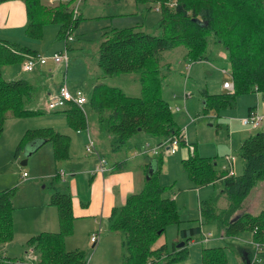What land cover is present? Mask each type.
Wrapping results in <instances>:
<instances>
[{
    "label": "trees",
    "instance_id": "obj_1",
    "mask_svg": "<svg viewBox=\"0 0 264 264\" xmlns=\"http://www.w3.org/2000/svg\"><path fill=\"white\" fill-rule=\"evenodd\" d=\"M8 1L23 3L27 17L26 37L39 39L43 24L57 23L66 50L67 37L83 19L82 14L77 13L80 0H67L54 7L43 3L47 0H0V3ZM75 1L76 5L70 6ZM128 1L146 5L145 10L157 7L156 34L137 30V25L106 28L97 46L96 64L104 76L135 73L140 94L128 96L118 87L98 82L86 94V104L97 115L101 130L111 134L113 148L118 149L131 135L141 131L157 140V145L170 143L176 134L178 142L185 143L182 128L174 125L172 111L160 96L165 71L162 68H167V64L160 61L161 53L172 47L184 46V57L189 62L207 59L209 42L219 45L217 51L220 46L225 48L233 90L213 94L203 90L204 105L208 98L215 108L229 107L236 95L254 87V92L264 95V0ZM36 55L37 52L27 46L0 38V134L7 117L38 114V109L24 107L32 95L31 82L25 78H3L2 66ZM62 111L69 126L86 129L87 118L83 110L69 105ZM46 141L51 143L55 160L68 158L69 136L52 127L25 130L16 149L23 147L27 149L26 153H31ZM238 153L243 162L242 170L234 174L229 173V168L216 167L208 157L197 156L190 148L182 162L187 177L194 187L220 181L226 205L218 208L215 196L199 201V223L186 228L177 227L170 252L163 246L151 248L165 226L180 223L172 198L162 196L165 186L153 179L160 163L159 154L154 156L152 164L148 163V167L152 165V172L148 179L144 178L142 188L128 194L122 205L112 207L107 217V228L121 233V264H168L182 260L187 255V244L200 233V224L203 223L216 225L221 230L222 241L237 238L245 232L249 243L239 246L224 242L201 248L200 264H226V249L244 255L247 264L255 263V253L264 257V207L255 213L240 210V204L255 186L264 182V131L245 137L239 144ZM13 193V189L0 191V244L13 237L10 217ZM49 202L57 208L60 229L29 236L25 248L38 257L34 263L25 264H85L82 249L65 250L63 247V236L70 232L72 219L69 195L54 190ZM180 240L183 245L176 247ZM9 260L11 258L0 254V264H14V259Z\"/></svg>",
    "mask_w": 264,
    "mask_h": 264
},
{
    "label": "rangeland",
    "instance_id": "obj_2",
    "mask_svg": "<svg viewBox=\"0 0 264 264\" xmlns=\"http://www.w3.org/2000/svg\"><path fill=\"white\" fill-rule=\"evenodd\" d=\"M66 1L47 0L43 3L47 7H54ZM72 5L75 6L76 1L70 4V6ZM77 6V13L82 14L83 19L79 21L77 28L72 31V40L67 42L66 62H60L57 66L54 65L56 63L53 62V64L50 60L47 64L45 62L41 69L49 73V75L47 73H39L35 70L36 66L32 70L23 71L22 65L24 61H13L2 66L3 78H25L31 82L32 95L29 101L25 102L24 107L38 109V114L35 115L17 118L7 117L3 123L2 134H0V191L13 189L14 192L10 200L13 237L9 242L0 244V254L6 255L11 260L14 259V264H25L30 261L34 263L37 261V254L33 251H31V254L25 248L27 237L24 236V233L28 232L32 224L37 220L34 217L36 212L34 211V204H40L49 193H52V185H55V183L59 184L58 189H62L61 192L67 191L64 181L69 177L68 174H71L68 169L72 167V161L82 163L84 160L93 161V159H96L97 163L96 151L105 161V171H108L111 169L110 165L112 163L122 160L125 162L124 168L132 171L136 180V184L135 180L133 181V190L130 193H136L142 186V184L140 186V182L143 183V178L147 174V161H150L154 155L158 154H154L155 151L153 152L157 147L156 145L154 147L148 146L149 144L153 145L150 135L142 131L129 137L118 149L113 148L110 142L111 134L101 130L97 122V115L84 103L82 108L87 116V126L93 144L91 151L87 152L84 148L83 140L85 128L78 129V134L72 126L67 124L66 115L62 108L53 111L45 109V100H43L45 87L60 85L62 83L61 78L63 79L64 76L67 84L79 87L84 94L89 93L95 82L118 87L128 96L140 94V86L135 73H118L110 76L101 74V70L96 64L97 46L101 40V33L109 27L137 25V30L151 35L156 34L157 8L145 10L146 5L136 4L132 1H121L120 4L113 5L111 0H80ZM58 27L57 23H45L41 26V38L32 39L25 37L24 42L15 43L20 46H27L31 50H36L39 56H50L54 52H61L64 50V39L59 36ZM0 34L2 35L0 37L3 38H7L4 35L10 36L9 34ZM217 46L219 45L209 42L207 59L192 62L185 59V47L182 45L164 50L161 53L160 61L167 64V68H162V71H165L163 72L160 85V96L175 112L171 114L173 123L182 127L185 143H180L177 140L176 149L178 147V150L175 154L163 150L164 146L169 145V143L165 142L159 145L162 147V154H159V168L154 173L153 179L159 185L165 186L162 196H173L172 200L177 208L178 217L180 216V223H171L165 226L161 235L151 245L153 249L165 246L166 250L170 252L172 240L176 237L177 227L186 228L199 223L197 201L205 198L197 197L198 189L196 188H201V197H203V193H208L206 199L210 196H215L218 208L226 205V199L221 193V187L218 183L215 186L207 184L194 187V184L184 171L180 151L186 150L187 155L190 146H195L196 150L198 149V153H204V157L214 161L216 167L224 165L226 162L225 156L231 157L234 167L233 172L238 174L242 170L243 163L238 153L240 141L247 135L264 130V118L258 126L254 127L243 125L240 121L248 113L247 106H255L258 114L264 116V103L261 101L264 98L260 93L252 92L237 96L235 98V106L231 108H215L208 98L206 99L207 104H203L202 91L205 90L209 94L218 93L217 87L222 81L221 77L227 76L228 74L226 75L225 73L230 71L226 57L217 55ZM220 51L226 54L225 48L221 46ZM222 69H225L226 72L222 73ZM54 70H56L57 74L53 78L52 73ZM63 73H65L64 76H62ZM185 93H189L190 96L184 98L183 94ZM212 114H215V116ZM220 124L222 127L219 126ZM223 126H226V130ZM40 127H52L59 133L69 135L71 146L67 159L55 160L52 156V146L49 141L42 143L28 156L24 152L27 149L23 147L16 149L17 143L25 130ZM228 134H231L232 138V146L229 150L226 147ZM175 136L178 139V135L176 134ZM75 137L78 139H75ZM138 138H141V140L136 144L135 140ZM141 141H143V145L145 142L148 143L145 144L147 150L138 153L139 142ZM148 151H151L152 154ZM75 154L77 155L76 160L73 156ZM78 157L83 160H78ZM58 169L67 171L65 176L58 178L59 180L53 177ZM22 172L26 173V176H24L26 178L21 176ZM62 179H64L63 182ZM44 184L45 186L43 187L42 185ZM254 201L255 203L251 208L248 207L247 201H243L240 204V210L249 209V211L251 210L255 213V211L262 209L264 207V186L254 196ZM118 204L120 203L115 205ZM54 210L56 209L54 208ZM53 212L56 219L57 214L55 211ZM97 218L99 219L98 215ZM73 220L74 218L72 217L70 219V232L67 235L71 232L72 234L68 236L67 241L64 239L66 234L63 236V247L65 250L78 247L80 243H86L89 239V225H85V222H90V219L84 217L76 219L75 222ZM101 221V226H96L95 231H100L99 234L101 235V243L104 244V249L96 251V247L91 245L92 242L89 243L83 250L86 259L85 264H121V233L119 231H110L105 225L107 220L106 222L105 219ZM77 222H79L78 226ZM74 223H76V226ZM220 236L221 230L216 225L200 224V233L194 236L192 241L187 244V255L185 258L168 264H200L201 248L221 245L224 242L239 246H245L249 243L248 234L245 232L237 238L226 239L225 241H222ZM249 246L251 249L253 248V245ZM26 254L32 255V257ZM225 256L226 264H247L244 255L234 250L226 249ZM253 260L255 262L253 264H263L264 257L259 253H255Z\"/></svg>",
    "mask_w": 264,
    "mask_h": 264
},
{
    "label": "crops",
    "instance_id": "obj_3",
    "mask_svg": "<svg viewBox=\"0 0 264 264\" xmlns=\"http://www.w3.org/2000/svg\"><path fill=\"white\" fill-rule=\"evenodd\" d=\"M121 1H112V2H113V5H118L121 3ZM26 22H27V17H26L25 7L21 1H8V2L0 3V33L10 35V36L4 35L7 38L0 37L1 39H5V40H8V41H11L14 43L15 42H17V43L18 42H24V40H25L24 38L26 37L25 32H24V27L26 25ZM0 36H2V35L0 34ZM217 55L218 56H225L224 52L220 51V50L217 51ZM49 60L52 61L51 59L48 58L45 64L50 62ZM51 63H53V62H51ZM45 64H36L35 70H37L39 73H47V72L42 71V69H41L42 66ZM54 65L57 66L58 64H54ZM222 73H224V72H222ZM47 74L49 75V73H47ZM56 74H57L56 70H54L52 73V77L54 78V76H56ZM64 74L65 73H63L62 76H64ZM225 74L226 75L228 74L229 76L227 75V76L221 77L222 81H221L219 87H217V90H219L218 93L229 92L226 88H223L222 84L225 81L232 83L231 77H230V71H228ZM61 80H62V82L65 81V84L70 91L73 92L75 90H81L77 86L69 85V83L67 84V80H66L65 76L63 77V79L61 78ZM95 83H97V82H95ZM232 86H233V83H232ZM57 87H59V85H56L55 87L54 86L53 87H45L44 92H43L44 93V99L43 100H45L44 105H45L46 100L49 98V96L55 95V93L57 92L56 91ZM253 89L252 90L250 89L249 91H247L245 93L238 94L235 96V98L239 95H243L246 93H252V92H254ZM257 93H260V92H257ZM186 94H188L190 96L189 93H185V94H183L184 98L189 97V96H186ZM84 96L86 97V94H84ZM235 98H234V101L232 102V105L229 106L228 108L235 106ZM256 100H257V96H256ZM258 101H260V100H258ZM261 101L264 103V100H261ZM251 107L252 106H247V112H248L249 108H251ZM169 109L172 111L171 106H169ZM172 113H175V112L172 111ZM212 115L215 116V114H212ZM86 118H87V116H86ZM86 123H87V120H86ZM219 126L222 127L221 124ZM179 127L182 128L180 125H179ZM223 127L226 130V126H223ZM3 129H4V126H3ZM74 130H76V132H78V134H79V130H77V129H74ZM1 134H2V132H1ZM84 135H85V137L84 138L82 137V138L84 140V145H85L86 137H87V135H90L87 125H86V129L84 131ZM247 136H249V135H247ZM69 139H70V137H69ZM75 139H78V138L75 137ZM151 139H152L153 145L149 144L148 146L154 147L156 145L157 147L155 148L154 154H157V153L162 154L161 153L162 147L157 145V140H155L153 137H151ZM139 140H141V138L136 139L135 143L137 144V142ZM227 142H228V144L226 147H228V150H229V148L232 146L231 134L230 135L228 134V141ZM142 143H143V141L139 142L140 147L138 148L139 149L138 153H141L143 151V147L145 146V144H148L147 142H145L144 145ZM69 144H70V141H69ZM70 146H71V144L68 147V152H69ZM191 147H192L194 154H196L197 156H200V157L205 156L204 153H202V154L198 153V149L196 150L195 146H190V148ZM238 147H239V145H238ZM156 149H157V152H156ZM163 150H165V149L163 148ZM177 150H178V147H177L176 151L173 152V154H175L177 152ZM24 152H25V150H24ZM148 152L151 153V151H148ZM95 154L97 157L99 156L97 154V152ZM180 154H181V156H180L181 162H183V160L187 158L189 151L186 155V150H181ZM73 156L76 160L77 155L75 154ZM154 156L151 158L150 162L147 161L149 164H152V160L154 159ZM78 160H83V159L78 157ZM231 161H232V159H231ZM231 161L228 162L226 160L224 165L221 164L222 165L221 168H228L229 167V168H231L230 172L234 173L233 172L234 167H233V164ZM71 164H73L72 167H70L68 169V172H71V174H68L69 177L67 178L66 181H64V179H62V182L63 181L65 182V188L67 191H65V192L62 191V193H66L69 195L71 215L74 218L73 222H75V220L78 218L87 217L88 219H90V222H85V225H89V227H88L89 228V231H88V238L89 239H88V241L86 243H83V244L80 243L78 247H74L73 249H82L83 248L82 250H85L86 246H88V244L91 243L90 242V235L94 232H97L98 234H97L96 242L91 243V245L96 247V249H95L96 251L102 250V249H104L103 248L104 244L101 243V235L99 234L100 231H95L97 228L96 226H98V225L101 226V224H102L101 220L102 219H105V222H106L107 217L110 214L112 207L119 206V205H122L124 203L126 196L128 194H131L130 192H132V190H133L132 187H133V181L135 180V178L132 174V171L124 168L125 162H123L122 160L117 161L114 164L112 163L110 165L111 169H109L108 171H104L102 173L95 171V166L97 164L96 159H93V161L84 160V161H82V163H80L78 161H72ZM149 166H152V165H149ZM60 170H64V172H65V169L56 170L55 175H53L54 178L58 179V178L66 175L67 171L65 172L64 175L56 174ZM22 173H21V176H22ZM24 178H26V177H24ZM144 180L145 179L143 178V183H141L139 181L140 186H141V184L143 186ZM217 183L220 185V181H216L213 184H211V186L212 185L215 186V184H217ZM135 184H136V180H135ZM42 186L44 187L45 184ZM142 186H141V188H142ZM263 186H264V182L260 181L255 186V188L252 190L251 194L248 195V197L245 200L249 204L248 207L251 208L253 206L254 196L256 194H258L259 189L262 188ZM58 187H59V184L55 183V185H52L53 191L57 190V191L61 192L62 189H58ZM196 189H198L197 190V197L198 198L202 199V198H206V196H208V193H203V195H202L203 197H201L200 196V191H201L200 189L201 188H196ZM256 190H258V191L255 192ZM49 194H51V193H49ZM49 194L40 204H34V211H36L34 214V217H36L37 220H36V222H34L32 224L31 229H29L28 232L24 233V236H26L27 238L29 236L35 235L39 232L48 231V230L50 232H55L54 230H56V231L59 230L58 216H56V219H55V214H53L54 213L53 211H55V213L57 214V208L55 205H53L49 202V199H48L50 196ZM168 197L173 198V196H168ZM116 203H120V204L115 205ZM198 204H199V201H197V210H198ZM53 207L56 210H54ZM247 211H249V209H247ZM249 212L254 213V211H251V210ZM255 212H257V211H255ZM97 215H98L99 219L97 218ZM97 219H98V221H97ZM78 224H79V222H77V226H78ZM74 225L76 226V223H74ZM105 225L107 227V223H105ZM71 234H72V232L69 235H71ZM69 235L66 234V236L64 237V239H66V241L68 240ZM192 239H191V241H192ZM163 247H165V246H163Z\"/></svg>",
    "mask_w": 264,
    "mask_h": 264
},
{
    "label": "built area",
    "instance_id": "obj_4",
    "mask_svg": "<svg viewBox=\"0 0 264 264\" xmlns=\"http://www.w3.org/2000/svg\"><path fill=\"white\" fill-rule=\"evenodd\" d=\"M170 6V5H169ZM154 8H157L156 6ZM67 41H71L72 37L68 36ZM47 57L52 60V62L58 64L60 62H66L67 57H66V49L64 48L63 51L61 52H54L50 56H39L38 54L36 56H28L23 62L22 65V70L23 71H29L31 70L36 64H44L47 60ZM222 72H226L225 69L221 70ZM223 88H226L229 92L233 90V86L231 82L225 81L222 84ZM255 89V87H254ZM57 92L55 93L54 96H49L45 103V108L47 110H56V109H64L68 107L69 105H74L75 107L79 108L80 110L82 109L83 104L86 102V97L84 96L83 91L81 90H75V91H70L66 84L65 81H63L59 87H57ZM264 98V96H263ZM264 116L259 115L257 112L256 107H251L248 110V113L245 118H241L240 121L243 125H251V126H258L260 122L263 120ZM177 145V139L173 138L169 145L164 146V149L168 152H174L176 149ZM84 148L87 152L91 151V148H93L92 140L90 135H87L86 137V143L84 145ZM143 150H147V146L143 147ZM155 149L153 150V152ZM96 153V152H95ZM225 159L229 162L231 161V157L225 156ZM105 161L100 158L99 156L97 157V164L95 166V171L96 172H104L106 170L104 166ZM229 173H231L229 171ZM59 175H64L65 172L64 170H60L57 172ZM26 175L25 172L22 173V176L24 177ZM97 232H94L90 235V242L95 243L97 239Z\"/></svg>",
    "mask_w": 264,
    "mask_h": 264
},
{
    "label": "water",
    "instance_id": "obj_5",
    "mask_svg": "<svg viewBox=\"0 0 264 264\" xmlns=\"http://www.w3.org/2000/svg\"><path fill=\"white\" fill-rule=\"evenodd\" d=\"M34 147H35V146H34ZM26 155H27V156L30 155V152H27ZM24 163H25V160H24ZM151 172H152V167L149 166V167H148V170H147V174H146V176H145V179H148V177H149V175L151 174ZM182 245H183V241H180V242H178V243L176 244V247H180V246H182ZM92 246H93V245H92Z\"/></svg>",
    "mask_w": 264,
    "mask_h": 264
}]
</instances>
